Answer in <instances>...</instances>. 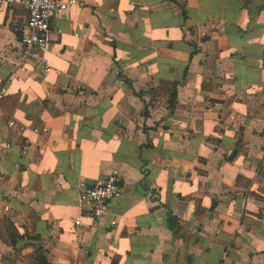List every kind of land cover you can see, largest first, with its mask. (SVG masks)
<instances>
[{"label": "crops", "instance_id": "1", "mask_svg": "<svg viewBox=\"0 0 264 264\" xmlns=\"http://www.w3.org/2000/svg\"><path fill=\"white\" fill-rule=\"evenodd\" d=\"M25 20L0 11V56ZM50 29L48 71L0 65V264H264V0H76ZM110 173L96 219L77 183Z\"/></svg>", "mask_w": 264, "mask_h": 264}, {"label": "built area", "instance_id": "2", "mask_svg": "<svg viewBox=\"0 0 264 264\" xmlns=\"http://www.w3.org/2000/svg\"><path fill=\"white\" fill-rule=\"evenodd\" d=\"M75 3L76 0H0V11L12 5L21 6L26 10L25 26L19 34L20 48L17 56H0V65L6 61L7 73L10 76L24 71L26 61L32 62L43 71L50 69L44 57L51 32L50 22L53 17L64 12L68 5ZM57 32L58 30H55V33ZM7 124L14 125L12 121ZM9 147V144H5L0 148V153H5ZM77 188L78 201L87 206L92 217L101 219L108 213L109 202L120 194V178L117 174L110 173L91 183L79 180ZM73 222L75 225L79 224V218H75ZM110 223L113 224L114 221L111 220Z\"/></svg>", "mask_w": 264, "mask_h": 264}, {"label": "trees", "instance_id": "3", "mask_svg": "<svg viewBox=\"0 0 264 264\" xmlns=\"http://www.w3.org/2000/svg\"><path fill=\"white\" fill-rule=\"evenodd\" d=\"M173 101H174V90L172 89L171 92H170V98H169V101H168V106L169 108H172L173 106ZM169 228L172 229V225L169 224ZM10 232V231H9ZM10 234V233H9ZM11 236L12 238H15L17 237L14 233L11 232Z\"/></svg>", "mask_w": 264, "mask_h": 264}, {"label": "water", "instance_id": "4", "mask_svg": "<svg viewBox=\"0 0 264 264\" xmlns=\"http://www.w3.org/2000/svg\"><path fill=\"white\" fill-rule=\"evenodd\" d=\"M235 151H232L231 154H230V157L234 154Z\"/></svg>", "mask_w": 264, "mask_h": 264}]
</instances>
